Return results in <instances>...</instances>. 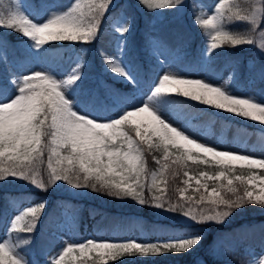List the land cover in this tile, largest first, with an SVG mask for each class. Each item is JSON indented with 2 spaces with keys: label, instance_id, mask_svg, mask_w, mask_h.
Listing matches in <instances>:
<instances>
[{
  "label": "snow or ice",
  "instance_id": "6c2138e0",
  "mask_svg": "<svg viewBox=\"0 0 264 264\" xmlns=\"http://www.w3.org/2000/svg\"><path fill=\"white\" fill-rule=\"evenodd\" d=\"M14 2V10L6 15L0 13V27L19 32L33 41L36 48L50 42L90 43L97 35L101 18L112 4V0H74L67 11L37 25L21 11L19 0ZM140 3L147 8L164 9L181 5L183 0H140ZM224 3L225 0H219L216 13H222ZM257 12L260 13L259 19ZM197 19L202 27L214 32L209 50L218 49L222 44L234 47L252 45V34L256 32L258 23L264 22V6L250 17L237 12L234 17L221 14ZM224 19L248 20L252 27L248 33L233 34L222 29L221 22ZM129 27L130 21L120 29L121 33H126ZM108 67L129 82L134 81L119 63L110 62ZM80 75L79 71L73 70L67 80L58 81L46 72L36 71L23 76L22 80L13 81L18 85L15 96L0 98V180L15 177L40 189L65 182L77 190L91 188L93 191H106L108 195L118 198L129 197L140 205L150 203L145 198V189L149 193L155 189L160 195L153 194L151 203L158 209H165L164 189L157 183L156 173H149L144 157L145 150L154 149L162 153V160L153 157L156 164H162V173L169 169L167 162L173 157L175 165L192 161L214 164L220 169L215 175L201 171L198 178L184 172L188 177L184 183L188 184L194 179L195 191L203 189L207 197L201 195L195 203L190 202L191 197H182L185 203L169 205L166 211L182 212L183 216L197 223H223V219L232 214V209L244 204L264 205V174H260L264 173V159L218 150L190 138L167 122L151 101L174 93L261 124H264V103L232 95L201 79L178 78L166 73L159 78L158 86L147 95V99L141 96L136 103L126 101V104L131 105V110L124 107L116 117L100 121L86 114H78L65 97L63 89L74 84ZM260 75L264 79V71ZM45 159L47 180L38 178L37 172ZM238 169L246 170L249 174H236ZM149 174L151 183L148 182ZM209 181L218 186L209 191ZM160 183L166 184V180L162 179ZM240 186L243 187L242 192ZM224 191L235 198L226 197ZM205 200L219 210L204 215L197 206ZM44 208L43 202L28 208L12 220L11 229L33 232ZM29 216L31 223L21 225L20 222ZM202 239L203 236L199 234L150 244L134 241L97 242L89 239L84 243H70L63 247L58 256L52 257L51 264H68L66 257H71L74 262L77 257L73 254L77 252L82 256L95 252L103 264L137 253L142 256L159 255L162 251L186 253L199 246ZM0 264H24L15 253V246L8 241L0 242Z\"/></svg>",
  "mask_w": 264,
  "mask_h": 264
},
{
  "label": "trees",
  "instance_id": "16d2710c",
  "mask_svg": "<svg viewBox=\"0 0 264 264\" xmlns=\"http://www.w3.org/2000/svg\"><path fill=\"white\" fill-rule=\"evenodd\" d=\"M50 1L26 0L35 8L47 6ZM53 1L63 8H66L69 2ZM186 1L187 10L184 16L187 23H184L183 17L180 19L175 14L176 7L155 9L147 8L140 0H118L109 6L101 18L97 35L90 43L50 42L37 51L33 49V41L30 39L19 32L0 27V91L3 88H11L12 79L19 70H29L35 62L65 74L64 80L72 75L73 70H77L81 74L80 78L69 85L67 90L73 93L76 101L96 106L98 111L112 116L125 107L126 101L132 102L135 99L141 86L147 87L157 78L162 67L161 60L152 52L153 42L157 41L158 46L162 47L168 56L175 57L172 51L183 53L187 59L195 63L194 68L204 65L212 75H220L227 69L230 87L248 89L259 97L264 96V79L261 78L259 69L260 55L254 45L234 47L222 44L218 49L207 50L213 30L202 27L197 18L205 6L214 0ZM255 4L256 0H230L221 14L225 17H234L239 12L240 15L250 17ZM262 6L264 4L261 0V8ZM14 9V0H0V13L6 15ZM124 12L128 16L126 25L130 21V27L126 32L123 56L130 71L134 73L133 82H129L108 67L110 62L116 63L120 26L115 24ZM221 27L233 34H245L252 25L248 20L224 19ZM259 28L264 29V22L258 23L257 29ZM256 36L255 32L251 38L255 41ZM76 57L80 58V64L70 69ZM156 99L163 108L179 116L188 117L187 122L196 123L205 118L212 126L220 125V130L224 132L248 130L264 136V129L243 123L230 115L220 114L210 106L181 95L173 93ZM144 157L150 172L160 166L155 163L153 157L162 160V153L154 149L145 150ZM173 159L174 157L167 162L169 169L163 171L166 180L165 209L169 205L186 202L180 195V189L185 184V171L199 174L201 171L219 170L214 164H199L192 161L175 165ZM37 172L38 178L43 177L47 180L46 159L45 163L38 167ZM237 172L247 171L238 169ZM8 178L11 181L13 177ZM70 187L65 182H57L55 185H48L46 189H40L31 183L24 186L0 180V236L9 231L15 245L26 257H31L33 249L37 259L33 264H51L53 255L62 249L61 240L57 238L53 229L60 226L67 211L72 217L73 230L84 235L102 231L103 234L125 237L137 230L142 237L155 241L203 230V239L195 250L186 253L168 252L153 257L137 255L134 260L126 256L125 260L118 258L108 264H224L229 259H244L252 256L253 251L264 250V205L244 204L238 209H232V214L224 218L223 223L212 221L205 224L207 228H199L197 223H186L174 217L171 219L168 215H160L163 209L153 206L151 203L153 192L149 193L147 189L145 198L150 203L140 205L129 197L110 196L106 191H93L88 188L69 192L67 189ZM240 188L242 192L243 187ZM223 194L235 198L226 191ZM43 199L45 208L39 214L40 218L33 232L8 230L7 224L11 221L12 208L22 209L28 203L37 205ZM190 202L195 203L196 200L192 199ZM197 207L205 215L214 214L219 210L207 200ZM28 223H31L30 216L24 220V224ZM26 240L29 242L24 243ZM66 261L68 264H103L96 254L77 257L74 262L71 259Z\"/></svg>",
  "mask_w": 264,
  "mask_h": 264
},
{
  "label": "rangeland",
  "instance_id": "374dc122",
  "mask_svg": "<svg viewBox=\"0 0 264 264\" xmlns=\"http://www.w3.org/2000/svg\"><path fill=\"white\" fill-rule=\"evenodd\" d=\"M118 0H112V2H117ZM230 0H225L224 6L229 2ZM74 3V0H70L68 2V5L66 8H61L55 3H51L45 8H39L36 7L34 8L33 4L27 3L25 0H19L20 4V9L23 11V13L34 23L37 25L45 23L47 20H49L53 15L56 14H61L65 11H67L72 4ZM219 3V0H214L213 3L208 4L205 6V8L201 11L199 18L200 19H207L210 18L213 15H221L216 13L215 8L217 4ZM113 4V3H112ZM111 4V5H112ZM258 9H261V0H256V4L254 6V9L252 11V14L254 11H257ZM187 10V1L183 0V3L181 5L176 6L175 8V14L181 19L184 23L186 22V18L184 16L185 11ZM223 10V9H222ZM258 19L260 18V13L257 12ZM127 13H123L118 21L117 24L119 25L120 29L126 26V20L127 18ZM119 29L117 41H118V48H117V57H116V63H119L122 68L126 69V72L129 73L131 76H134V74L129 70V67L127 65V62L124 59L123 53H124V43H125V38H126V33H121ZM214 34V32H213ZM256 40L254 41L253 45L256 48L257 53L260 55V74L262 71H264V29H257L256 31ZM212 37V36H211ZM211 40L209 44L207 45V50L208 46L210 45ZM33 48L37 49L34 47V42H33ZM153 53L162 60V67L159 72V75L157 76L156 80L152 85L149 86H141L139 92L135 96V99L132 100V103L137 102V98L143 96L144 99H147V95L151 94V91H154L155 86H158V80L159 78L162 77V75L166 73H172L176 75L178 78H187V79H201L204 80L205 82L211 83L213 86H218L221 87L222 89L228 91L230 94L241 97V98H253L257 102L264 103V96H256L252 91L248 89H242V88H232L229 86L227 82V69L223 71L222 74L220 75H212L208 72V70L205 68V66H200L197 68H194L193 66L195 63H190L191 61L187 59L183 53H179L177 51H172L171 53H174V56H167V52L160 46H158V42L155 41L153 43ZM206 50V48H205ZM176 53V54H175ZM183 59H187L184 61ZM80 58L76 57L74 61L72 62V67L71 69L77 67L80 64ZM250 63H252L250 61ZM36 71H43L48 74H50L53 78L57 79L58 81H62L64 79V76L57 73L56 71H52L49 69H46L42 67L39 63H36L35 66L29 70L28 72H20L19 76H16L13 81L17 80H22L23 76L29 75L33 72ZM13 88L11 89H6L5 93L0 94V98H11L17 94V87L18 85L13 83ZM65 97L70 101L71 106L74 111H76L78 114H86L87 116H90L96 120L100 121H107L110 117L105 113L99 112L96 110V106H88L84 105L78 101H76L70 91L66 89H63ZM152 106L157 110V112L162 115V117L172 124L173 126L177 127L181 131H183L186 135H188L190 138L196 139L198 142L204 143L208 146H212L217 148L218 150H225V151H230L233 153H239V154H244L248 155L252 158H257V159H264V136L262 134H259L258 132H252V131H237V130H232L230 132H222L220 130V125H213L210 126L209 122L205 120V118H201L198 122L196 123H190L187 122L188 117L186 116H179L172 111H169L168 109L163 108L160 106L157 102V99L155 98L154 100L151 101ZM125 107H128L129 110H131V105L126 104ZM215 111H217L220 114L223 115H230L233 118L250 124L257 126L259 128L264 129V124L259 123L258 121H252L248 118H242L237 115L228 113L224 110H217L213 108ZM118 115V114H117ZM116 115V116H117ZM115 116V117H116ZM162 166H158L157 168L151 170V172H155L157 175V183L160 185L161 188L165 189V184H161L160 181L164 178V172H161ZM220 170V169H219ZM219 170L217 171H205L208 172L211 175H215ZM188 172L189 176L192 177H199V174H194L190 171H185ZM236 174H243V175H248L249 173H236ZM261 174V173H260ZM188 177L185 176V180H187ZM6 183H18L20 185L25 184H30L29 182H23V179H18L13 177L12 180L10 181L9 178L4 180ZM10 181V182H9ZM148 182L151 183V175L149 174L148 176ZM218 186L217 184H214L213 182L209 181L208 182V188L209 191L211 190L212 187ZM72 187L68 188L67 191L72 192L74 190L71 189ZM196 185H195V180H190L188 184H184V186L180 189V195L184 198L191 197L194 201H199L201 198V195L207 197V193L201 189L200 192L195 191ZM76 193V192H74ZM153 194L160 195V192L156 191L155 189L153 190ZM258 194V190H257ZM45 203V200H41V203ZM35 205L33 204H27L23 210L21 209H13L12 214H11V219L14 220L16 216L22 214L24 211H26L30 207H34ZM160 215H168L171 219H180L182 222L186 223H197L193 222L190 220V218L183 216L182 213H175V212H168L165 209L161 210ZM205 215V214H204ZM208 215V214H207ZM174 217V218H173ZM26 218V217H25ZM25 218L20 222L21 225L24 224ZM71 214L67 211L64 213V219L60 223V226L54 228V233L57 234V237L62 241V246L66 247L68 244H79V243H84L87 240L91 239L97 242H115V243H121V242H138L142 244H150V243H158V242H163V241H174L182 238H189L193 237L197 234L203 235V230L197 231L194 234H189L185 236H179V237H169L167 239H160V240H155L151 241L150 239H145L141 237L138 232L135 230L130 236L128 237H118L115 235H110V234H103L102 231H98L97 233H88L86 235L80 234L79 232H75L72 229V223H71ZM12 222V221H11ZM11 222H9V227L11 229ZM212 221H205L204 223H197L199 228H207L205 226L206 223H210ZM203 233V234H202ZM8 241L9 243L13 244L11 235L9 233L3 234V236L0 237V242ZM15 246V245H14ZM62 247V249H63ZM199 246L195 247L193 250L197 249ZM15 253L19 256V258L22 259L24 264H30L31 262H34L35 255H32L31 259H26V257L22 254L21 251H19L18 248L15 247ZM60 253V252H59ZM59 253L55 254L54 256H58ZM96 254L95 252H92L88 255ZM164 255L167 253L161 252L159 255ZM73 255H76V257L82 256L80 253H74ZM140 254H135L132 256H128L129 259H135V257ZM87 256V255H85ZM142 256V255H141ZM156 255H148V256H143V257H153ZM126 256L120 257V259H124ZM65 259H71V257H66ZM125 260V259H124ZM110 262V261H108ZM264 262V251L263 252H253V256L246 257V258H238V259H229L225 261L224 264H262Z\"/></svg>",
  "mask_w": 264,
  "mask_h": 264
}]
</instances>
